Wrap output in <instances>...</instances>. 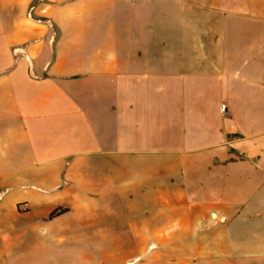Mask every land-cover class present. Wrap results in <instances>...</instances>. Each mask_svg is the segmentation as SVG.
I'll list each match as a JSON object with an SVG mask.
<instances>
[{
	"label": "crops",
	"instance_id": "crops-1",
	"mask_svg": "<svg viewBox=\"0 0 264 264\" xmlns=\"http://www.w3.org/2000/svg\"><path fill=\"white\" fill-rule=\"evenodd\" d=\"M0 264H264V0H0Z\"/></svg>",
	"mask_w": 264,
	"mask_h": 264
},
{
	"label": "built area",
	"instance_id": "built-area-1",
	"mask_svg": "<svg viewBox=\"0 0 264 264\" xmlns=\"http://www.w3.org/2000/svg\"><path fill=\"white\" fill-rule=\"evenodd\" d=\"M225 107H226L225 105H222V109H225Z\"/></svg>",
	"mask_w": 264,
	"mask_h": 264
},
{
	"label": "trees",
	"instance_id": "trees-1",
	"mask_svg": "<svg viewBox=\"0 0 264 264\" xmlns=\"http://www.w3.org/2000/svg\"><path fill=\"white\" fill-rule=\"evenodd\" d=\"M56 212H59V211H56Z\"/></svg>",
	"mask_w": 264,
	"mask_h": 264
}]
</instances>
